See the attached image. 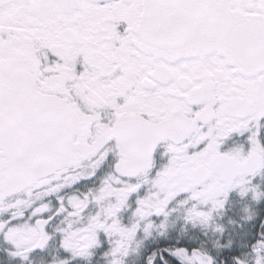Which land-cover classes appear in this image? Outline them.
Returning a JSON list of instances; mask_svg holds the SVG:
<instances>
[{
  "label": "snow or ice",
  "instance_id": "1",
  "mask_svg": "<svg viewBox=\"0 0 264 264\" xmlns=\"http://www.w3.org/2000/svg\"><path fill=\"white\" fill-rule=\"evenodd\" d=\"M0 264H264V0H0Z\"/></svg>",
  "mask_w": 264,
  "mask_h": 264
}]
</instances>
